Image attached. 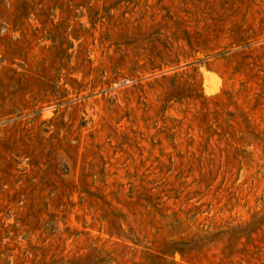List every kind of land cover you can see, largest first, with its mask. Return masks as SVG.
<instances>
[{"label":"rangeland","instance_id":"374dc122","mask_svg":"<svg viewBox=\"0 0 264 264\" xmlns=\"http://www.w3.org/2000/svg\"><path fill=\"white\" fill-rule=\"evenodd\" d=\"M0 264H264V0H0Z\"/></svg>","mask_w":264,"mask_h":264}]
</instances>
